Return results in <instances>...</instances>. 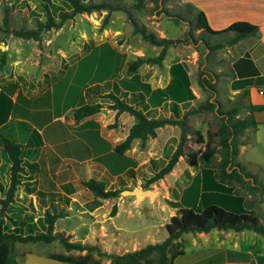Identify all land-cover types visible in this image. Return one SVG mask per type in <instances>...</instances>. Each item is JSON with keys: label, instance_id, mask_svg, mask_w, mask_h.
<instances>
[{"label": "rangeland", "instance_id": "obj_1", "mask_svg": "<svg viewBox=\"0 0 264 264\" xmlns=\"http://www.w3.org/2000/svg\"><path fill=\"white\" fill-rule=\"evenodd\" d=\"M94 1L115 3L116 0ZM118 1L141 25L158 36L182 40L169 46L162 63H144L137 72L128 71L130 62L137 56L154 57L161 47L134 32L129 13L125 10L112 11L105 27L102 25L108 11L99 10L76 14L60 27L44 30L37 38H23L13 34L11 29L36 28L38 20L46 19L45 5L57 19L59 13L68 10L69 6L64 0H0V89L13 91L12 95L17 96L15 119L25 118L30 122V129L33 125L38 129L48 126L44 131L47 145L34 152L26 149L24 156L28 160L38 159L40 177L37 183L49 191V196L40 200L46 201L43 205L37 201L36 208L33 198L22 191L27 182L21 183L14 202L3 212L6 222L27 218L37 223V231H43L42 219L47 209L67 213L56 221V230L76 234L81 239L86 237L87 241L93 242L92 245H97L98 250L92 252V260L99 259L100 264H111L108 254H123L161 242L168 236L165 224L176 212L173 199H178L183 187L192 181L198 170L189 164L191 155L203 151L207 141L211 146H218L217 131L222 123L217 113L219 109L246 104L242 91L237 92L233 87L234 72L231 68L241 49L225 45L210 52L207 48V43H225L231 34L213 35L196 29L193 16L197 13L185 0H165L159 8L152 0ZM190 30L198 41L189 40L187 33ZM177 63L188 75L193 97L187 104L180 102L176 110H171L169 98H161L162 103L157 107L151 106L146 111L147 115L181 118L187 109H197L208 99L216 107L214 110L197 109L189 115L184 155L179 157L168 174L153 181L154 175L168 163L177 149L181 128L163 126L155 137H149L143 143L137 140L130 149L116 153L115 146L127 137L135 117L111 108L113 101L107 93L114 91L122 95L119 88L142 90L146 99H150V92L144 85L150 89L166 87L171 79V67ZM202 69L204 77L213 79V88L201 85ZM96 102L101 103L102 108L92 118L99 126L80 129L82 121L77 122L69 111L81 104ZM241 113L245 114L246 109ZM259 119L261 125L253 134L255 142L246 146L236 160L243 162L248 171L264 182V113L259 115ZM76 162L84 164L86 177L94 174L96 167L93 165L96 163L102 167L101 173L103 170L110 173L111 187L126 185L127 189H133L140 186L155 190L156 195L147 194L137 201L133 195L121 194L116 198L103 199L97 209H92L94 194L83 185ZM58 170H61V175L54 176V171ZM5 171L3 169L1 174L4 175ZM7 178L6 186L0 183V215L1 200L6 197L10 184V172ZM69 186L74 192L67 189ZM246 186L241 187L242 192L247 190ZM36 194L39 200L40 196ZM263 201L257 191L248 208H254L264 220L263 208L259 205ZM108 217L114 220L103 229L106 231L104 235L100 228L102 223L94 220ZM186 234L183 242L191 235ZM181 243L178 240L170 252L179 250ZM25 251L27 256H24ZM47 252L64 253L66 249L59 241L18 242L16 246L19 264ZM156 257L154 254L152 258L157 260Z\"/></svg>", "mask_w": 264, "mask_h": 264}, {"label": "trees", "instance_id": "obj_2", "mask_svg": "<svg viewBox=\"0 0 264 264\" xmlns=\"http://www.w3.org/2000/svg\"><path fill=\"white\" fill-rule=\"evenodd\" d=\"M152 1L155 2L156 8H159L165 2V0ZM64 2L69 6V9L61 11L59 19L50 12L48 5H45L46 19L38 20L36 28L11 29V32L23 38H37L44 30L60 27L67 19L74 17L76 14L92 13L99 10L108 11L102 25L105 27L110 21V13L112 11L117 9L125 10L129 13V18L134 26V32L140 33L146 41L153 45L161 47V51L154 57L137 56L134 61H131L128 66L130 73L137 72L144 63H162L167 55L169 46L182 41L181 39L175 40L158 36L145 25H141L132 13L118 0L115 3L107 1L96 2L94 0H64ZM186 4L189 7L192 6L188 2ZM172 16L185 20L179 15ZM193 19H195V28L200 29L201 32L205 31L213 35L232 33V37L223 44L210 45L207 43V48L210 52L225 45L235 44L247 36L256 35L259 30L257 25L247 21H236L223 30L215 31L209 26L207 18L202 11L197 12L193 16ZM5 23L7 26L9 25L7 18H5ZM187 34L190 41H198V39L194 38L191 30ZM207 59L208 56L206 57ZM245 61L246 59H241V61H237L234 64V70L237 73L235 75L238 78L233 82L235 89H242L243 99L249 94L247 86H261L264 84V76L253 78L257 73H252L250 67L246 66L247 64H242ZM203 71L202 69L201 85L205 88H213V79L204 77L205 73ZM96 86L99 87L98 84ZM144 86L150 92V99H146L142 90L128 91L120 88L119 90L122 95L109 91L107 96L113 101L111 108L117 109L119 112H128L135 117V122L131 126L127 137L115 146L116 153L121 154L130 149L137 140L143 143L149 137H155L158 129L163 126L175 125L181 128V138L177 149L168 163L154 175V181L168 174L179 157L184 155V144L187 141L189 132V115L197 109L214 110L216 105L208 99L205 104H200L197 109H187L181 118L147 115L146 111L151 108L150 104L155 102L156 99V102H162L161 98H169L172 104L171 110H176L180 102L187 104L188 100L193 97L188 75L179 63L171 67V79L166 87L151 91L148 85ZM12 93L13 91L9 92L7 89H0V126L8 120L13 112L15 103L12 99ZM243 106L244 104L225 110L219 109L217 113L221 116L222 123L217 131V135L219 136L218 146H211V143L207 141L203 151L191 155L189 164L198 168V170L193 175L191 183L184 188L180 200L176 202L175 205L178 207L176 214L172 215L169 222L165 224L168 236L161 242L150 243L145 247L133 251H127L123 254H108L111 258V264H173V258L181 253V250L170 252V248L175 246L174 244L186 232L209 231L212 228L233 229L235 231L250 229L264 237V222H261L254 212L249 210L248 206L251 200H248L246 197V194L254 195L258 191L264 199V182H261L256 174L248 171L243 163L236 160L241 145L248 142V138H245V132L248 128H256L259 124L252 112L264 109V104L259 106L250 105L251 112L240 116L239 110ZM101 108L102 104L99 102L84 103L72 108L69 113L77 122H80L100 112ZM97 125L98 123L93 118H90L84 121L80 125V128H90ZM40 137L39 131L33 129L27 145L40 146L42 144ZM35 139H38L39 142L32 144V140ZM1 144L11 161V166L10 184L6 191V197L1 200L0 264H17L15 247L18 242L59 241L67 250H88L90 252L98 250L97 245H92L88 242L72 241L71 234L55 231L56 221L68 215L60 210L51 211L47 209L45 211L42 219L43 231H37V223L27 218L20 220L11 219L10 223L6 222L7 217L3 212H6L9 205L14 202L18 186L26 178L25 174L27 172L24 162L25 145L8 136H2ZM76 170H79L85 188L94 194V204L90 205L92 209L99 206L103 199L119 197L122 191L127 189L126 185L118 188L111 187L112 179L110 175L105 174L100 177L99 171H95L90 177H86L83 163H77ZM245 185H247V190L242 192L241 187ZM67 189L70 192H74L72 186H69ZM32 192L33 189H29L28 193ZM38 195L42 199L49 196L44 191H39ZM44 202L46 201L41 202V204L43 205ZM52 204L56 206L54 201H52ZM154 254L157 255V260L152 258ZM52 257L63 262L75 264H100L99 261L92 260L90 255L80 257L52 255Z\"/></svg>", "mask_w": 264, "mask_h": 264}, {"label": "crops", "instance_id": "obj_3", "mask_svg": "<svg viewBox=\"0 0 264 264\" xmlns=\"http://www.w3.org/2000/svg\"><path fill=\"white\" fill-rule=\"evenodd\" d=\"M185 2H188L190 5H192L190 7L193 10H195L196 13L202 11L207 18L209 26L215 31L223 30L236 21H247L249 23L257 25L259 30L256 35L247 36L239 40L237 43L232 44L236 49L238 48L241 49V52L232 61L231 68L234 72L233 82L238 78L235 75L237 73L234 70V64L237 63V61L238 62L241 61V59H246V61L242 64H247L246 66L250 67L252 73H257L253 76V78H256L257 76H264V0H185ZM228 34L232 35V33H228ZM245 77H251V76H245ZM246 88L249 90V94L245 97L246 104H244V106L239 110V114L241 116H244L251 112L250 105L259 106L264 104V84H262L261 86H255V85L247 86ZM152 90L153 89H151V91ZM235 90H237V92L242 91V89H235ZM12 99L15 103L14 104L15 108L13 109V112L9 116L8 120L0 126V144H1L2 136H8L25 145L24 154L26 153V149L28 151L30 149H33L32 152H34L38 148L45 147L47 145V141L45 139L44 131L48 126H45L43 129H38L36 126L33 125L32 128L30 129V125H29L30 122L24 120L25 118L17 117L15 119L13 115L17 106V96L12 95ZM156 101L157 99L155 100V102L151 103V106L157 107L162 103L160 101L159 102ZM244 109H246V113L242 114L241 111H243ZM252 113L255 119L258 121L260 120L259 115L264 113V109L254 110ZM90 118L92 117H89L87 119ZM87 119L82 120V122L80 121L81 124ZM260 125L261 122H259L256 128L251 127L247 129V131L245 132V138L246 139L248 138L247 139L248 142L247 144L241 145L238 157L240 156L242 150L246 146L255 142V135L253 136V134L254 132L256 134ZM98 126L99 125L95 127ZM33 129L38 130L41 135L40 139L42 141V144L38 147L29 146V144L27 145ZM32 142H33L32 144H37L39 140L35 139L32 140ZM0 147L2 150L0 151V183L3 186H6V183L8 181L7 178L8 173L10 172V170L8 172V169H10L11 161L8 158L2 144L0 145ZM28 159L29 158L24 157V162L26 167L25 169L27 173L25 174L26 178L22 181V183L27 182V185L24 186L22 191H24L26 195H29L31 198H33L32 200L34 202V205L38 208L39 203H37V201L38 202L40 200L42 201V198L40 197L38 200V196L36 193H38L39 191H44L49 193V191L42 189L40 182L37 183V180L40 177L38 175V163H37L38 159L37 158L35 160H28ZM239 162L241 161L239 160ZM93 166L96 167V171H99L100 177L105 174L110 175V173L106 170H103L101 173L102 167L98 166L96 163ZM3 169L6 170L4 175L1 174ZM54 174L60 176L61 170L54 171L53 175ZM188 185H186L185 187H187ZM185 187H183L181 194ZM29 189H33V192L28 193ZM181 194L178 197V199H173L174 202H178L180 200ZM21 196H23V193L21 194ZM246 197L248 200H251L253 198V194H246ZM259 205L261 206V208H263L262 212H264V207H263L264 201L262 204L260 203ZM174 209L177 212L178 207L174 205ZM249 210L253 211L261 222L264 221L261 218V216H259V214L255 212L254 208L252 209L249 208ZM176 212H174L173 214H176ZM113 220L114 218L108 217L103 220L96 219L94 221L102 223L100 226V228H102L101 233L106 235V231L103 229L106 228V225L110 226V223L113 222ZM55 231H57L56 227H55ZM65 233L68 234V232ZM186 233H190L191 235L189 234L190 236L188 238H185L186 241L183 242L184 235H188ZM186 233H183L182 236L178 239L179 242H182L179 248V250H181V253L177 254L173 258L172 260L173 264H264V237L261 234L255 232L254 230L244 229L241 231H235L233 229L212 228L209 231L186 232ZM71 235H73L71 238L72 241H81L83 243L87 241L86 237H83L81 239L76 234H71ZM98 236L99 238H102L100 235ZM87 242L93 243L89 241ZM27 251L24 252V256H27L25 255ZM52 255H67L73 257L90 255L93 258L92 252L88 250L81 251L76 249L73 250L66 249V252L64 253L47 252L46 254H44V256L41 257L40 256L31 257V259L28 260L26 259L25 264H59V263H55L54 261L63 262L53 258ZM16 259H17V264H19L17 254H16ZM95 260L99 261V259H95ZM62 264H75V263L63 262Z\"/></svg>", "mask_w": 264, "mask_h": 264}, {"label": "water", "instance_id": "obj_4", "mask_svg": "<svg viewBox=\"0 0 264 264\" xmlns=\"http://www.w3.org/2000/svg\"><path fill=\"white\" fill-rule=\"evenodd\" d=\"M150 194L152 197L156 195V191L153 189H144L140 186H136L133 189H125L122 191V195H133L136 200L139 201L143 196Z\"/></svg>", "mask_w": 264, "mask_h": 264}, {"label": "built area", "instance_id": "obj_5", "mask_svg": "<svg viewBox=\"0 0 264 264\" xmlns=\"http://www.w3.org/2000/svg\"><path fill=\"white\" fill-rule=\"evenodd\" d=\"M37 208V207H36Z\"/></svg>", "mask_w": 264, "mask_h": 264}]
</instances>
